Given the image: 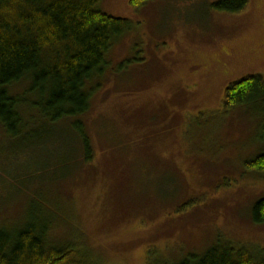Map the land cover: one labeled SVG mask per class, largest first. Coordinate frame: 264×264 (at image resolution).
Here are the masks:
<instances>
[{
    "label": "rangeland",
    "instance_id": "rangeland-1",
    "mask_svg": "<svg viewBox=\"0 0 264 264\" xmlns=\"http://www.w3.org/2000/svg\"><path fill=\"white\" fill-rule=\"evenodd\" d=\"M218 1L101 0L134 28L88 84L80 119L93 158L84 162L70 120L22 143L0 130V225L24 220L36 195L35 206L59 210L52 239L78 242L97 264H179L219 242L264 249L252 218L264 179L246 167L264 152L260 107L225 110L230 85L264 78V0L240 14ZM23 113L36 125L35 109Z\"/></svg>",
    "mask_w": 264,
    "mask_h": 264
},
{
    "label": "trees",
    "instance_id": "trees-1",
    "mask_svg": "<svg viewBox=\"0 0 264 264\" xmlns=\"http://www.w3.org/2000/svg\"><path fill=\"white\" fill-rule=\"evenodd\" d=\"M149 1L130 0V5L140 9ZM100 4L101 0H0V130L10 140L26 142L33 127L54 130L59 122L70 120L84 162L92 160L91 139L80 119L91 106L88 84L105 75L111 48L134 28L130 20L103 12ZM212 7L240 14L249 0H219ZM25 80L29 84L22 94L11 91ZM28 106L39 116L34 126L24 117ZM239 107H260L264 139L263 77H248L227 88L225 110ZM246 167L264 179V152ZM34 199L38 197L28 200L32 202L24 220L0 225V264H97L78 242L52 239L59 210L46 203L35 206ZM252 218L264 225V198L254 205ZM179 264H264V249L219 242L203 256L192 254Z\"/></svg>",
    "mask_w": 264,
    "mask_h": 264
}]
</instances>
